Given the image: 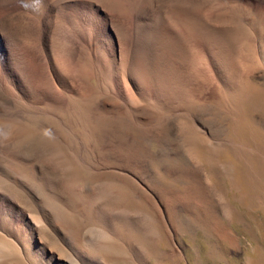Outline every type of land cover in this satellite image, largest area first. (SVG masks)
I'll return each mask as SVG.
<instances>
[{
    "label": "rangeland",
    "instance_id": "obj_1",
    "mask_svg": "<svg viewBox=\"0 0 264 264\" xmlns=\"http://www.w3.org/2000/svg\"><path fill=\"white\" fill-rule=\"evenodd\" d=\"M106 1L67 67L79 1L0 5L37 23L19 73L0 47V225L25 264H264V0Z\"/></svg>",
    "mask_w": 264,
    "mask_h": 264
},
{
    "label": "bare ground",
    "instance_id": "obj_2",
    "mask_svg": "<svg viewBox=\"0 0 264 264\" xmlns=\"http://www.w3.org/2000/svg\"><path fill=\"white\" fill-rule=\"evenodd\" d=\"M11 0H0V5L2 7H6L7 4L10 2ZM63 1H67V0H55L56 3H60V2H63ZM79 1V2H78ZM105 1V0H104ZM110 1V0H109ZM109 1H106L108 2V5L109 4ZM14 2V0H13ZM50 2V1H49ZM54 2V3H55ZM78 4L75 7V9L73 8L74 12H72V7L71 6H67V7H71V9H68L66 10V12L64 11L65 8H61V13L58 15L57 19L54 21L55 23H52V24H56V28H54L53 31H50V30H47L46 31V36L49 35L52 33L53 37L52 39L54 40V44L56 45V48L54 47L55 45L51 44V50H52V58H55L57 57L58 59H60L63 64H64V67H67V62L69 61L66 53L62 50V47L61 45L64 44L65 42V36H64V33H65V27H67L68 25H74V27L76 26H79L80 23H81V20L80 22H78L79 20H77L76 18L79 17V13H81V16L84 15V16H87L88 19H87V22L88 23H93L94 25V29H97V31L102 28V26L97 22L95 21L94 19H97L98 17L96 16V11L93 9V7L91 5H89L87 3V0H77ZM100 2V1H99ZM111 2V1H110ZM11 3V2H10ZM107 5V4H106ZM50 7V6H49ZM108 7V6H107ZM78 8H81V12L78 11ZM110 8V7H108ZM27 9V8H26ZM103 9V8H102ZM239 10V9H238ZM250 10V9H249ZM34 11V10H33ZM87 11V12H86ZM5 12V11H4ZM59 12V11H58ZM26 11L24 12L23 9L19 8V7H15L14 8V11L13 12H10V13H6V14H0V32L2 34V40L0 42V47L2 46L5 51H6V46L11 50V54H10V57H11V60L13 62V65L15 67V69L17 70V72L19 73V67L18 65L16 64L15 62V58L14 56H16L17 54H20L18 51H16V48H19V45L22 46L21 43H23V41L26 40V36L25 35V32L23 31L22 27L25 25H35L37 24L36 21L34 19H32V17L30 16V14L26 13ZM216 13V12H215ZM39 14V13H37ZM49 14V13H48ZM86 14V15H85ZM51 15V14H49ZM48 16V15H47ZM57 15H55L56 17ZM49 18H47L46 21H49ZM76 19V20H75ZM84 22V21H82ZM87 22H86V26H87ZM40 23V22H39ZM46 23V22H45ZM51 23H49L51 25ZM20 25L22 27H19L17 25ZM82 24V23H81ZM48 25V24H47ZM49 25V26H50ZM24 26V27H25ZM48 26V27H49ZM53 26V25H52ZM23 27V28H24ZM46 27V26H45ZM69 27V26H68ZM18 28H21V29H18ZM27 28V27H26ZM41 28V27H40ZM146 28V27H145ZM25 29V28H24ZM32 28H30L31 30ZM34 29V28H33ZM46 29V28H45ZM26 31V30H25ZM34 31V30H33ZM37 31V30H36ZM39 32H37L36 34H38ZM31 34V33H30ZM34 33H32L33 35ZM98 34H99V31H98ZM51 35V36H52ZM66 35V34H65ZM36 36V35H35ZM33 38V37H32ZM98 35H97V39H98ZM1 39V38H0ZM23 39V40H22ZM28 40H26L27 42ZM98 41V40H97ZM30 42V41H28ZM25 43V42H24ZM23 43V44H24ZM49 43V42H48ZM28 44V43H27ZM38 44V43H37ZM30 46V44H29ZM37 47V46H36ZM35 47V48H36ZM2 48V49H3ZM22 48V47H21ZM30 48V47H29ZM34 48V47H32ZM34 48V49H35ZM82 48V47H81ZM20 49V48H19ZM38 49V48H37ZM35 49V50H37ZM41 50V48H39ZM25 50V49H24ZM34 50V51H35ZM39 50L35 51V52H38ZM34 52V53H35ZM71 52V51H70ZM194 52V51H193ZM23 53V52H22ZM38 53H36L37 55ZM39 57V56H38ZM202 57V56H201ZM31 58V57H30ZM36 58V57H35ZM32 59V58H31ZM56 59V58H55ZM54 59V60H55ZM10 60L9 56H8V61ZM10 60V61H11ZM113 60V59H112ZM40 61V60H39ZM56 61V60H55ZM60 61V62H61ZM58 62V61H56ZM96 62V61H95ZM38 64V63H37ZM62 64V65H63ZM98 64V63H97ZM36 65V64H35ZM73 64H71L72 66ZM96 65V64H95ZM38 66L40 67V70L38 69L37 71L40 73V75L42 76V78H45L46 79V82H49V78L51 77H48V73L46 71V73L44 72V68L42 64H38ZM74 66V65H73ZM59 67V66H58ZM69 67V66H68ZM195 68V67H194ZM46 69V68H45ZM56 69V68H55ZM1 70V68H0ZM69 70V69H68ZM73 71V70H72ZM88 71V70H87ZM44 73V74H43ZM58 73V72H57ZM52 75V74H51ZM57 76V75H56ZM91 76V75H90ZM31 82L33 81V84H32V87L30 84H24L26 86V88L28 90H33V85L36 81H40V80H35L37 79V75L35 76H32L31 75ZM63 78V77H62ZM143 79V78H142ZM54 80V79H53ZM53 82V81H52ZM54 83V82H53ZM52 83V84H53ZM55 84V83H54ZM53 84V85H54ZM40 85V84H39ZM3 87V82H2V76H1V73H0V88ZM40 87V86H39ZM43 87V86H41ZM54 88V86H53ZM57 90V89H56ZM1 96V95H0ZM12 126V125H11ZM3 128L2 126L0 125V144L2 143L3 139H4V136H3ZM2 145V144H1ZM107 167V166H106ZM1 211V210H0ZM9 214V213H8ZM13 215H11V217H9L8 219L9 220H14V218H12ZM0 219H1V216H0ZM11 221V222H12ZM1 223V221H0ZM12 230V229H11ZM38 233V232H37ZM40 233V232H39ZM9 233L5 230V228L0 225V257L2 258V260H0V264H25L26 262L23 261L24 259L19 255L18 253V250L16 248V244L13 242V240L11 239V237H9ZM12 236V235H11ZM88 241V240H87ZM86 245V244H84ZM86 250V249H85ZM29 251V250H28ZM26 254V253H25Z\"/></svg>",
    "mask_w": 264,
    "mask_h": 264
}]
</instances>
